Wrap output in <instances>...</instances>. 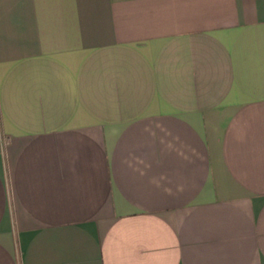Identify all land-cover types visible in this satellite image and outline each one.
Segmentation results:
<instances>
[{
    "label": "crops",
    "instance_id": "crops-1",
    "mask_svg": "<svg viewBox=\"0 0 264 264\" xmlns=\"http://www.w3.org/2000/svg\"><path fill=\"white\" fill-rule=\"evenodd\" d=\"M0 264H264V0H0Z\"/></svg>",
    "mask_w": 264,
    "mask_h": 264
}]
</instances>
